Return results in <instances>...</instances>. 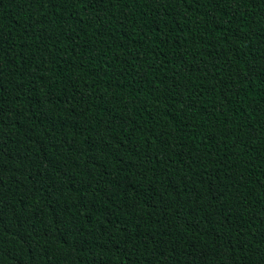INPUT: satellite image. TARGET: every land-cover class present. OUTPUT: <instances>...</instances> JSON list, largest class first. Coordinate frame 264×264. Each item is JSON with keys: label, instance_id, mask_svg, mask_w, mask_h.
Returning <instances> with one entry per match:
<instances>
[{"label": "trees", "instance_id": "obj_1", "mask_svg": "<svg viewBox=\"0 0 264 264\" xmlns=\"http://www.w3.org/2000/svg\"><path fill=\"white\" fill-rule=\"evenodd\" d=\"M0 264H264V0H0Z\"/></svg>", "mask_w": 264, "mask_h": 264}]
</instances>
